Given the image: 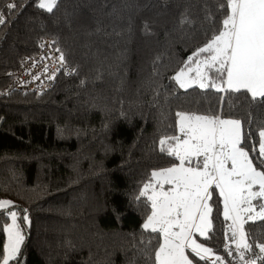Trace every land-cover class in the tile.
I'll list each match as a JSON object with an SVG mask.
<instances>
[{
    "label": "trees",
    "instance_id": "trees-1",
    "mask_svg": "<svg viewBox=\"0 0 264 264\" xmlns=\"http://www.w3.org/2000/svg\"><path fill=\"white\" fill-rule=\"evenodd\" d=\"M15 2L22 10L4 9L9 23L0 26V93L42 40L57 41L78 67L40 96L0 95V199L27 209L23 264H147L145 208L133 197L152 170L175 162L158 150L174 112L217 103L218 94L168 79L203 43V9L215 11L214 0H59L53 13L38 0ZM184 15L195 24L182 26ZM232 104L224 114L246 127L264 122V103L241 95ZM213 217L211 239L198 242L237 264L215 207ZM245 228L264 235V221Z\"/></svg>",
    "mask_w": 264,
    "mask_h": 264
},
{
    "label": "snow or ice",
    "instance_id": "snow-or-ice-1",
    "mask_svg": "<svg viewBox=\"0 0 264 264\" xmlns=\"http://www.w3.org/2000/svg\"><path fill=\"white\" fill-rule=\"evenodd\" d=\"M58 4L59 0H38L35 6L53 13ZM214 4L215 11L207 5L203 9L198 29L203 43L168 79L185 92L195 88L218 94L217 103L174 112L173 122L158 140V150L175 162L152 170L133 197L145 208L140 251L147 264H225L224 257L197 239H211L214 207L227 222L224 251L228 256H235L237 264H264V235L245 228L264 221V122L252 129L224 114L225 106L231 108L233 98L241 95L264 103V0H214ZM0 5V26L9 23L4 9L13 13L23 7L15 0H0ZM180 23L195 21L184 15ZM51 43L55 46L57 41ZM28 59L32 61L25 70L29 82L41 76L54 81L62 70L65 75L78 74V67L68 68L60 47H53L51 55ZM37 65L40 71L35 72ZM251 123L249 119L247 124ZM0 217L4 218L0 233L5 237L0 264H23L25 228L31 224L27 209L0 199Z\"/></svg>",
    "mask_w": 264,
    "mask_h": 264
},
{
    "label": "built area",
    "instance_id": "built-area-1",
    "mask_svg": "<svg viewBox=\"0 0 264 264\" xmlns=\"http://www.w3.org/2000/svg\"><path fill=\"white\" fill-rule=\"evenodd\" d=\"M6 10V9H5ZM7 11V10H6ZM43 44L44 47H40V45ZM54 46L49 40H42L37 47V52L32 56H24L22 57L17 64V67L11 71L8 74V84L7 86L1 91V96H7L13 93H21V94H34L37 96H40L47 91L51 90L57 79L59 77H68L69 75L64 74V70H62L60 73L57 74V77L54 81L47 80L44 76H41V79L35 82H29L31 81V77L25 74V70L31 66L32 61L28 58H38L40 56L44 55H51L52 54V48ZM27 60V63H24V61ZM49 65H51V61H47ZM69 68V67H68ZM71 69V68H69ZM33 71L38 72L40 71V65H37L36 69H33ZM20 81H25V84H21ZM235 257V256H233ZM236 261L237 258L235 257Z\"/></svg>",
    "mask_w": 264,
    "mask_h": 264
},
{
    "label": "rangeland",
    "instance_id": "rangeland-1",
    "mask_svg": "<svg viewBox=\"0 0 264 264\" xmlns=\"http://www.w3.org/2000/svg\"><path fill=\"white\" fill-rule=\"evenodd\" d=\"M10 222V221H9ZM26 228H28V227H26Z\"/></svg>",
    "mask_w": 264,
    "mask_h": 264
},
{
    "label": "crops",
    "instance_id": "crops-1",
    "mask_svg": "<svg viewBox=\"0 0 264 264\" xmlns=\"http://www.w3.org/2000/svg\"><path fill=\"white\" fill-rule=\"evenodd\" d=\"M167 187V186H166Z\"/></svg>",
    "mask_w": 264,
    "mask_h": 264
}]
</instances>
